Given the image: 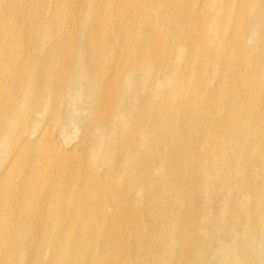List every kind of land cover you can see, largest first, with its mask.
<instances>
[{
	"label": "bare ground",
	"instance_id": "obj_1",
	"mask_svg": "<svg viewBox=\"0 0 264 264\" xmlns=\"http://www.w3.org/2000/svg\"><path fill=\"white\" fill-rule=\"evenodd\" d=\"M0 264H264V0H0Z\"/></svg>",
	"mask_w": 264,
	"mask_h": 264
},
{
	"label": "rangeland",
	"instance_id": "obj_2",
	"mask_svg": "<svg viewBox=\"0 0 264 264\" xmlns=\"http://www.w3.org/2000/svg\"><path fill=\"white\" fill-rule=\"evenodd\" d=\"M250 213L253 215V214H255V213H257V211H250ZM201 221V223H199V225L201 224V225H204L205 223H206V221H202V220H200Z\"/></svg>",
	"mask_w": 264,
	"mask_h": 264
}]
</instances>
